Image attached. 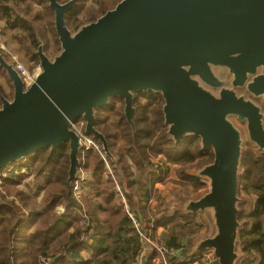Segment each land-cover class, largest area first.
I'll list each match as a JSON object with an SVG mask.
<instances>
[{
	"label": "water",
	"instance_id": "obj_1",
	"mask_svg": "<svg viewBox=\"0 0 264 264\" xmlns=\"http://www.w3.org/2000/svg\"><path fill=\"white\" fill-rule=\"evenodd\" d=\"M46 1L60 47L50 56L35 27L39 64L31 85L0 51L12 89L11 97L0 92V183L11 168L68 145L67 185L76 189L90 137L136 204L119 156L97 127L98 112L122 100L136 149V98L160 95L173 144L198 139L201 154L212 155L191 173L205 190L182 197L174 210L201 217L207 227L187 239L181 264L206 254L214 264L247 259L240 247V181L246 149L264 155V0H121L75 30L67 19L79 0ZM4 207L13 208L0 194Z\"/></svg>",
	"mask_w": 264,
	"mask_h": 264
},
{
	"label": "trees",
	"instance_id": "obj_2",
	"mask_svg": "<svg viewBox=\"0 0 264 264\" xmlns=\"http://www.w3.org/2000/svg\"><path fill=\"white\" fill-rule=\"evenodd\" d=\"M90 1H78L76 8L68 15L67 23L70 29L74 30L85 22L97 19L114 8L121 0L92 1L99 8L92 10L86 18L87 21H84L81 15L89 9L87 5ZM32 4L44 7L45 13L37 11L31 14ZM24 9L25 14L21 13ZM0 19L6 22L3 31L11 33V39L17 44V49L27 52L30 61L36 66L39 64V59L35 55L38 48L35 27L43 39L46 33L54 34L55 52L58 51L60 43L54 28V15L46 0H0ZM40 22L44 24L41 26ZM47 42L49 46L53 43L52 39ZM0 51L5 53L1 48ZM7 58L13 62L9 57ZM35 68L31 67L30 70ZM0 74L8 81L3 70H0ZM0 92L7 94L1 85ZM9 95H12V92ZM117 101H120V104ZM135 105L138 107L137 146L141 139H145L148 142L143 146L147 149L146 152L149 151L153 155L165 154L170 163L175 164L194 165L205 157L194 140H186L179 149L167 137L162 115L163 99L160 95L140 94L136 98ZM123 106V101L116 99L110 106L100 110L97 127L109 137L112 150L119 156L127 172L133 195L140 196L138 204L126 196L134 216L140 221L142 218L145 220L148 218L147 221L151 222L148 217L151 207V190L148 187L143 188L145 187L143 182H136L131 173L132 168L135 167V165L132 166V162L135 164L136 158L139 159L137 163L144 168L145 156L141 158L139 151L142 149L133 147L131 129L123 116ZM78 123H83V120L80 119ZM89 150L90 153L84 165V170L91 174L90 179L84 180L89 189L85 195L79 197L74 193L76 189H69L67 185L70 165L68 145L53 156H50L49 151L41 152L34 159L26 160L24 165L12 168L5 176L0 183V194L13 208L0 209V216L3 212L9 214L0 219V245L4 242L0 247V264H134L137 258L145 253L148 244L142 241L140 234L133 227L132 220L125 212L122 195L114 192L115 183L111 178L104 180L108 172L105 159L95 148L91 147ZM145 155L148 157V154ZM204 161L202 164L206 163ZM110 166L112 167L111 163ZM155 168L163 170L161 167ZM23 170H25L24 173H22ZM17 172L19 174H16ZM167 172L169 170L165 169L163 174ZM183 175L188 177L192 186L204 187L191 174L183 172ZM31 176L45 179V185L39 186L40 190L52 187L46 196L48 203L45 212L35 210L27 213L24 209L28 208L11 200L5 191V186L21 185L24 178H31ZM142 190L146 192V195L142 193ZM244 193L248 195L249 200L244 197ZM19 194L23 196V193ZM240 194L242 195L240 220L248 219L246 222L242 221L244 229L241 231L240 247L247 253L248 258L239 264H264V155L253 147H248L244 154ZM29 199L30 196H28ZM93 199H100L101 202L94 203ZM81 201L85 204L91 203L94 209L97 204L99 205L97 214L100 219L97 225L100 228L97 230L95 228L96 214L91 213L89 209L86 211ZM249 202L252 203L251 211L244 215V206ZM59 208L65 209L66 212L57 214ZM116 217L118 220H115ZM173 217L174 220L175 217L180 218L174 213ZM165 218H168V222H164L166 220L164 218L156 222L164 227L163 236L159 240L154 237L151 240L166 252L169 264H178L179 256L172 258L170 253L172 250H182L185 239L197 235L200 231L193 221L176 223L171 214L166 215ZM84 220L91 222L94 226L90 223L86 224ZM37 222L39 223L37 228L31 231ZM111 238L114 244L110 247L108 240ZM8 240L10 245L7 244ZM156 258V254L152 252L149 255L150 263L148 264H155Z\"/></svg>",
	"mask_w": 264,
	"mask_h": 264
},
{
	"label": "rangeland",
	"instance_id": "obj_3",
	"mask_svg": "<svg viewBox=\"0 0 264 264\" xmlns=\"http://www.w3.org/2000/svg\"><path fill=\"white\" fill-rule=\"evenodd\" d=\"M94 0H91L88 5H87V11H85L82 15H81V19H83L84 21H87V16L89 15L90 12H92V10H97L99 7L97 5L94 4V2H92ZM100 2V0H97ZM32 12L31 14H34L37 11H41V13H45V9L44 7H39L38 5L32 4ZM113 9V8H112ZM111 10V9H110ZM25 9L22 10L21 13L25 14ZM51 18V17H50ZM51 21H53V19L51 18ZM89 22V21H88ZM86 23V22H85ZM44 23L40 22V25L42 26ZM84 24V23H83ZM77 29V28H76ZM4 30V29H3ZM2 30V28L0 27V48L4 50V52L6 53L5 48H3L1 46L2 43H4L2 37L4 34V31ZM75 30V29H74ZM42 37V36H41ZM52 39L53 43H49L47 42V40ZM45 38L43 39L45 45H46V51L47 53L51 54L50 56L54 55L55 52V45H54V34H47L45 35ZM6 44H8L15 52V54L19 57L21 63L26 67L31 69V67H37L35 65V63L30 61V58L28 57L27 52L25 51H20L16 48L17 44L11 39V33L10 35L7 37L6 39ZM8 57V56H7ZM36 69V68H35ZM0 77H2L4 80H7L2 74H0ZM7 95L11 97V95H9L11 92L9 90H7ZM118 104H120V101H117ZM148 142L145 139H141L139 142V145H136V149L137 148H141L142 150L138 151L140 152L141 158H143L145 156V160H144V168H142L137 161H139V159L137 160V158L135 159V167L132 168V177L134 180L140 182V181H147V179L149 180V178H151V174L150 171L154 170L155 167H163L164 169H168L169 172H167L165 175H162L161 177H163V180H158V181H162L164 182L163 184H159L156 188L157 190H155V192H153V196H155V205L158 207L157 209H152V206L150 207V211L148 212V218L147 220H145L144 218H142L141 223H144L143 225H141V227H143V229L145 230V232L151 237V239L153 237H155V231L154 229H156L159 232L163 231L161 226L159 223L157 224L156 222L162 218L166 219V215L171 214L172 219L174 220L173 217V212L175 210V207L177 205V203L180 202V200L182 199V197L184 196H188L191 197L194 194H196V192H200V191H204L205 190V186L201 187L200 185L198 187H194L192 186V182L189 183L188 181V177L186 178L183 175V172H186V174H191L192 171L194 169H196L197 167H200L202 165H205L209 160V158L211 157V153H204L205 157L202 158L201 160H198L194 165L193 164H175V163H170V160L165 156V154H158V155H153L151 154V152H146L147 149H145L143 146L146 145ZM194 143L199 146V140L196 139L194 140ZM179 149L181 148V145L178 146ZM179 153H181V150H179ZM145 154H148V157H146ZM209 157V158H208ZM147 159V160H146ZM205 160V161H204ZM143 161V160H142ZM204 162V164H202ZM143 163V162H142ZM148 163V164H147ZM184 165V166H183ZM198 165V166H195ZM111 168V169H110ZM110 168H108V172H106V176H108V173L111 177L114 178V180L116 181L117 175L114 174V170L112 169V167L110 166ZM112 170V172H111ZM34 176H31V178L27 177L24 178L22 180L21 185L17 184V185H7L5 186V191L7 193L8 196H10L11 200H15L18 204L27 207L28 209H24L27 213H31V211H40V212H45L46 211V206H47V193L50 192L51 188H45V190H40L39 186H44L45 185V179L44 178H32ZM83 177L86 179H90L91 177H89V172L85 171L83 169ZM153 177H158V175L153 176ZM204 188V189H202ZM78 191V190H77ZM19 193H23V196H25L26 198L24 199V197L22 195H20ZM74 193L76 195V190H74ZM74 195V196H75ZM28 196H30V199L28 200ZM242 196V195H241ZM244 197L249 200V197L246 193H244ZM82 202V201H81ZM91 204V203H90ZM90 204H85L84 202H82V205L84 207V209L87 211L88 209L91 211V213H94V207L93 205L91 206ZM252 208V203L249 202L244 206V215H247V213H250ZM125 209V208H124ZM64 212H66L65 209L63 208H59L57 210V214H63ZM126 212V211H125ZM163 212V213H161ZM123 214H125L123 212ZM8 213L3 212L0 216V219L4 216H8ZM98 217V215H96ZM168 219V218H167ZM165 220L164 222H168V220ZM197 221L203 223L200 219L196 218ZM196 219H193L191 221H195ZM99 220V217H98ZM115 220H118L117 217L115 218ZM188 218L185 219H181L179 217H175V222L176 223H183L182 221H187ZM248 219H244L242 220L243 222H246ZM83 222H86L85 220ZM51 223H53V221H51ZM90 223L92 225L91 222L87 221L86 224ZM140 223V224H141ZM38 222L35 223V225L33 226L31 231H34L37 226H38ZM151 225V226H150ZM94 226V225H92ZM153 227V228H150ZM205 229L202 227V231L203 232ZM187 240V239H185ZM4 242H2V244L0 245L3 246ZM7 244L10 245V241H7ZM158 246L160 248H162L160 245H156V243L152 242V244H148L147 249L144 253V257L142 259V264H148L150 263V259H149V255L154 252L156 254V257L159 256L156 261L155 264H164L163 260L166 259V252L163 250V254H161L159 252V250L157 249V247L154 246ZM170 257L173 258V256L170 255ZM157 261H160V263H157ZM180 260H178L179 263ZM46 264V263H45ZM167 264H169L168 260H167ZM180 264V263H179ZM191 264H194V262H191ZM253 264H257V263H253Z\"/></svg>",
	"mask_w": 264,
	"mask_h": 264
},
{
	"label": "crops",
	"instance_id": "obj_4",
	"mask_svg": "<svg viewBox=\"0 0 264 264\" xmlns=\"http://www.w3.org/2000/svg\"><path fill=\"white\" fill-rule=\"evenodd\" d=\"M0 27L2 28V30L3 29H5V27H6V22H5V20H3V19H0ZM10 35V32H8V31H4V34H3V37H2V39H3V41H4V45L5 46H7L13 53L15 52L8 44H6L7 42H6V39H7V37ZM16 48H17V46H16ZM0 85L3 87V89L7 92V90H9L10 92H12V89H11V86H10V84H9V82L7 81V80H4L2 77H0ZM132 166H134V162H132ZM163 170H159V169H157V168H155L154 170H151L150 171V174H151V178H149V180L147 179V181H140V182H143V185H145V187H143V188H149L150 190H151V206H152V208L153 209H157L158 207L155 205V196H153L152 195V193L153 192H155V190H157V186L159 185V184H163L164 182H162V181H158V180H163V177H161L162 175H164L163 173H164V168L163 167H161ZM157 170H159V171H157ZM114 174H116V173H114ZM156 175H158V177H153V176H156ZM89 177H91V174L89 173ZM108 178H111L113 181H114V183H115V189H114V192H117V193H119L120 195H122V203L124 204V207H125V211H126V213H127V215L129 216V219H131V215H134L133 214V212H132V208L130 207V205H129V203H128V199L126 198V195H124V192H123V190L121 189V186H120V184H119V181H118V179L115 181L114 180V178L113 177H111L110 175H108L104 180L105 181H107V180H109ZM118 178V177H117ZM84 177H83V171H82V180L81 181H79L78 183H77V186H76V195L79 197L80 195H85L86 194V191L89 189V187H88V185L85 183V181H84ZM136 182H138V181H136ZM140 182H138V183H140ZM78 190V191H77ZM142 193H144L145 195H146V192L145 191H143L142 190ZM136 196V195H135ZM137 198H138V200H137V203L136 204H138V202H139V198H140V196L138 197V196H136ZM93 202L94 203H96V202H101V200L100 199H93ZM99 205L97 204L96 206H95V209H94V212H95V214L96 215H98L97 214V207H98ZM129 210H130V212H129ZM161 213H163V212H161ZM174 213V212H173ZM175 214V213H174ZM170 215V214H169ZM99 217V216H98ZM98 217L96 216V225H95V228H96V230L98 229V228H100L98 225H97V221H98ZM181 219H182V217H180ZM196 218H198V219H200L203 223H201V222H199V221H197V219ZM99 219H100V217H99ZM137 219V218H136ZM183 219H185V218H183ZM193 219H196L195 221H193V222H195V224L197 225V227L199 228V233L197 234V235H195V236H192V237H196V236H199V235H202V234H204L205 232H206V230H207V227H206V222L201 218V217H199V216H196V217H189L188 218V220L187 221H182L183 223H186V222H190L191 220H193ZM132 220V219H131ZM140 223H141V221L139 220V219H137ZM132 223H133V227L135 228V225H134V222L133 221H131ZM202 227L205 229L203 232H201L202 231ZM150 228H153V227H150ZM161 228H162V230L163 231H161V232H159L158 233V231L156 230V229H154V231H155V237L154 238H156L157 240H159V239H161V237L163 236V234H164V227L163 226H161ZM94 235V234H93ZM192 237H190V238H192ZM186 243H187V240H185L184 242H183V248H182V250H172V252L170 253V255L171 256H173V257H175V256H179V263L181 264V254H182V252L185 250V248H186ZM114 244V241H113V239L111 238V239H109L108 240V245L111 247L112 245ZM155 261H156V259L154 260V263H155ZM177 263H178V261H177ZM178 263V264H179Z\"/></svg>",
	"mask_w": 264,
	"mask_h": 264
},
{
	"label": "built area",
	"instance_id": "obj_5",
	"mask_svg": "<svg viewBox=\"0 0 264 264\" xmlns=\"http://www.w3.org/2000/svg\"><path fill=\"white\" fill-rule=\"evenodd\" d=\"M1 46L3 48H5L6 50V55L14 62L16 63V66H17V70L19 71V73L22 75V77L24 78L26 84L29 86L32 84L33 82V75H34V70H30L29 68H26L20 61L19 57L13 53L7 46H5L3 43L1 44ZM83 123H80V125H78V130L79 132L82 131V126ZM85 138V145H86V148L89 149L91 147L95 148L96 150H98L100 153V146L90 137H84ZM106 161V165L108 166V168H110V163L105 159ZM111 169V168H110ZM12 170V168H11ZM25 170L22 171V173H24ZM16 174H19L18 172ZM7 176V175H6ZM130 212V210H129ZM131 213V212H130ZM131 219L132 221L134 222V225H135V229L136 231L140 234L141 236V239L142 241L146 242L147 244H152V242L156 243L155 241H152L151 238L148 236L147 233H144V229L143 227H141V224L140 222L136 219V217L134 215H131ZM156 245H158L156 243ZM154 246V245H152ZM154 247H157V249L159 250V252L161 254H163V249L158 247V246H154ZM144 253L142 255H140L136 262L134 264H142V259H143V256ZM159 256H157L158 258ZM156 258V259H157ZM166 258V256H165ZM167 258L163 260L164 264H167ZM169 262V261H168ZM157 263H160V261H157ZM194 264H214V257L210 254H206V255H203L202 257L200 258H197L194 260Z\"/></svg>",
	"mask_w": 264,
	"mask_h": 264
},
{
	"label": "flooded vegetation",
	"instance_id": "obj_6",
	"mask_svg": "<svg viewBox=\"0 0 264 264\" xmlns=\"http://www.w3.org/2000/svg\"><path fill=\"white\" fill-rule=\"evenodd\" d=\"M8 97H9V96H8ZM208 158H209V157H208ZM208 160H209V161H208L207 163H209V162L211 161V157H210ZM207 163H206V164H207Z\"/></svg>",
	"mask_w": 264,
	"mask_h": 264
},
{
	"label": "bare ground",
	"instance_id": "obj_7",
	"mask_svg": "<svg viewBox=\"0 0 264 264\" xmlns=\"http://www.w3.org/2000/svg\"><path fill=\"white\" fill-rule=\"evenodd\" d=\"M106 168L108 169V166L106 165ZM111 172H112V170H111Z\"/></svg>",
	"mask_w": 264,
	"mask_h": 264
}]
</instances>
